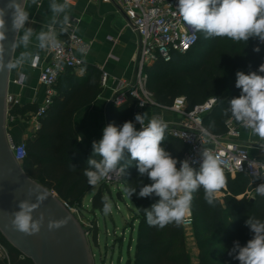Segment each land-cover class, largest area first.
Masks as SVG:
<instances>
[{
	"label": "trees",
	"instance_id": "16d2710c",
	"mask_svg": "<svg viewBox=\"0 0 264 264\" xmlns=\"http://www.w3.org/2000/svg\"><path fill=\"white\" fill-rule=\"evenodd\" d=\"M257 46L260 48L258 53L253 51ZM215 61L219 64L214 65ZM261 63H264V43L256 39L250 38L245 44L227 37L205 39L198 32V40L191 49L175 53L170 61H159L147 67V86L156 102L163 106H170L179 96L186 98L188 109L210 97L218 98L203 118L205 125L213 132L223 135L228 129L226 122L229 119L223 115V111L228 106L227 102L238 97L241 91L235 86L236 73L258 71ZM180 76L191 78L190 83L179 85L177 78ZM67 77L66 84L58 88L53 102L39 117V127L35 133L24 139L26 156L22 166L30 177L55 191L62 200L81 209L84 197L92 187L83 175L87 160L92 155V147L79 140L73 115L77 108L99 92L100 79L94 73L82 78L71 72ZM135 103L136 99L130 98L120 106L112 104L111 122L120 126L125 121H132ZM29 109L34 111L36 107L17 104L12 113L24 115ZM213 124L214 127H211ZM162 146L179 160L188 149L187 144L171 135L168 129ZM71 165L76 167V171L70 170ZM126 172L122 184L124 187L136 188V193L130 198L126 195L132 202L130 209L134 216L133 223L137 225L134 252L133 255L128 253L124 264H240L228 253L234 241L244 246L252 238L245 221L249 216L264 219V198L257 194L254 198L238 196L250 190L255 191V187L264 179H254L255 176L247 173H237L235 176L225 173L227 194L223 198L216 197L212 206L205 202L202 189L195 193L191 218L200 253L199 261L194 263L187 248L184 221L179 227H150L143 209L149 208L159 197H138L140 186L151 181L146 175H139L135 162ZM106 190L110 192V187L101 182L92 197L93 210H102V198L106 196ZM119 195L121 197L122 193ZM4 241L11 253L21 255L5 238ZM16 263L33 264L28 258L16 260Z\"/></svg>",
	"mask_w": 264,
	"mask_h": 264
},
{
	"label": "clouds",
	"instance_id": "9594fccd",
	"mask_svg": "<svg viewBox=\"0 0 264 264\" xmlns=\"http://www.w3.org/2000/svg\"><path fill=\"white\" fill-rule=\"evenodd\" d=\"M42 4L43 0H28L27 5L25 0L0 2V73H22L40 53L62 47L59 37L69 34L73 28L70 0H48L49 19L36 30L30 26L36 21L31 19L27 9L30 6L41 7ZM175 14L194 32L202 33L205 39L227 37L247 44L252 38L264 43V0H178ZM9 21L14 33L13 45L22 51L18 56L6 59L4 42L8 38ZM77 50L82 56L88 53L86 47ZM253 51L258 53L259 46ZM55 67L63 70L59 58ZM259 73H264V63L260 64L258 71L236 73L235 86L241 90L240 95L227 102L223 115L229 118V122L234 121L258 137L264 147V75ZM22 78L27 81L29 75L24 74ZM140 106L143 107V102ZM135 121L140 124V130L131 120L120 126L113 122L103 128L98 141H92V155L83 171L88 185L96 187L113 176L123 177L135 162L139 175H146L151 181L140 186L138 197H159L157 202L143 209L147 224L159 229L168 225L181 226L192 211L195 193L201 189L205 202L214 205L217 193L226 183L223 161L214 149L201 147L199 166L194 168L188 159L179 160L162 146L168 123L161 116L137 113ZM210 126L214 127V124ZM203 134L209 135L207 131ZM70 170L76 171V167L71 165ZM254 179H264V175H256ZM124 191L130 198L136 193V188L125 187ZM255 192L264 198V183L255 187ZM33 194L36 202L22 200L18 203V210L11 214L12 227L26 236L39 234L45 220L43 214L34 219L33 213L48 198V193L30 189L29 195ZM102 205L104 215L112 212L113 204L109 197L102 198ZM69 220L70 217L49 219L47 229L50 232L58 230ZM245 224L252 238L244 246L234 241L228 254L240 264H264V219L249 216Z\"/></svg>",
	"mask_w": 264,
	"mask_h": 264
},
{
	"label": "built area",
	"instance_id": "2783aa9c",
	"mask_svg": "<svg viewBox=\"0 0 264 264\" xmlns=\"http://www.w3.org/2000/svg\"><path fill=\"white\" fill-rule=\"evenodd\" d=\"M119 3L131 26L139 35V49L136 56L135 78L131 81H124L119 86L113 104L120 106L130 98H135L134 118L139 111L147 107L168 108L169 111L175 113L179 117V122L169 125L168 131L187 144L188 149L181 160L188 159L194 168L199 166L200 148L211 147L223 161L224 174L230 173L232 176L237 173H247L252 176L264 175V157L252 156L247 147L237 141L238 124L234 121L229 122L228 119L226 122L228 129L223 135L216 134L205 125L203 117L215 105L216 97H210L192 109L187 108L184 96L176 97L170 106H163L156 102L153 92L147 86L148 73L146 69L148 66L159 61H170L175 53L188 51L198 40V32H194L178 14H175L178 0H119ZM59 39L62 42V47L48 52L49 61L42 64L41 56L37 55L31 65L33 69H39V80L46 88L45 99L34 114L36 129L39 127V117L53 102L56 93L55 85L61 72L66 69H79L84 65V59L77 49L80 47L88 49V44L73 30L69 31L66 38L60 36ZM58 58L62 61V71L55 67ZM24 74L20 73L14 83L23 85ZM107 79L108 73L103 71L102 83L105 84ZM18 102L16 96L8 91L6 98L7 128L17 118L12 113V109ZM142 102L143 107L140 106ZM140 128L141 126L138 130ZM205 131L209 133L208 136L203 134ZM10 142L14 157L22 163L26 156L24 140L17 143ZM256 147L264 149L261 144H257ZM123 177L113 176L102 182L110 187L114 184H121ZM63 203L73 214L78 212V207L70 205L65 200ZM190 224H192L191 213L184 219L185 227ZM0 260L6 264H12L11 252L1 232Z\"/></svg>",
	"mask_w": 264,
	"mask_h": 264
},
{
	"label": "crops",
	"instance_id": "0c3cea01",
	"mask_svg": "<svg viewBox=\"0 0 264 264\" xmlns=\"http://www.w3.org/2000/svg\"><path fill=\"white\" fill-rule=\"evenodd\" d=\"M70 3L73 25L70 30L75 31L88 44V53L86 56H82L84 59L82 68L66 69L61 72L55 85V96L58 94V88L63 83L66 84L67 75L71 72L82 78L91 73L99 77V92L90 101L77 108L73 115V124L78 136H81V140L92 147V141H98L102 137L103 128L107 125L106 109L109 101L114 98L116 91L124 81H131L135 78L139 35L122 11L119 0H70ZM25 4H28V0H25ZM27 10L31 14V19L36 21L30 26L36 30H39L42 24L49 19L48 0H43L41 7L30 6ZM61 37L66 38L67 35H61ZM20 51L22 49L14 48L13 58L18 56ZM39 55L42 64L50 60L48 52ZM103 71L108 73L105 84L101 81ZM20 73L10 72L9 91L18 99V105L35 106L37 109L46 96V88L39 80L40 71L31 66L26 67L22 73L28 74L29 79L23 85L14 83ZM146 112L149 117L161 116L169 125L179 122V117L175 113L162 111L158 107L144 108L139 111V114ZM133 123L138 130L140 124L135 121V118ZM238 129L237 141L246 146L252 156L264 157V149L256 147L257 144H260L259 138L252 136L239 125ZM36 130L31 129L26 123H19L7 128L8 134L16 142L24 140L34 134ZM98 187L99 185L91 187L87 194L89 192L95 194ZM223 188L227 189L226 183ZM22 259L21 255L11 253L12 264H17L16 260ZM0 264L6 263L0 260Z\"/></svg>",
	"mask_w": 264,
	"mask_h": 264
},
{
	"label": "water",
	"instance_id": "95a60500",
	"mask_svg": "<svg viewBox=\"0 0 264 264\" xmlns=\"http://www.w3.org/2000/svg\"><path fill=\"white\" fill-rule=\"evenodd\" d=\"M7 36L4 42L5 58L9 59L13 58L15 48L10 21ZM9 81L10 73H0V232L12 248L24 258L30 259L33 264H93L88 241L79 220L55 191L30 177L23 169L22 163L14 157L10 141L17 142L8 134L6 126V98ZM113 101L114 98L107 105V124L112 123L110 107ZM30 189L44 190L48 193V198L33 213L34 219H38L41 214L45 217L40 233L26 236L12 227L11 214L18 210V203L22 200L36 202L35 194L29 195ZM64 217H70L66 226L52 232L48 231L49 219L60 220ZM90 240L93 246L98 247L97 221L94 222Z\"/></svg>",
	"mask_w": 264,
	"mask_h": 264
},
{
	"label": "rangeland",
	"instance_id": "374dc122",
	"mask_svg": "<svg viewBox=\"0 0 264 264\" xmlns=\"http://www.w3.org/2000/svg\"><path fill=\"white\" fill-rule=\"evenodd\" d=\"M218 64V61L214 62V65ZM190 81L191 78L186 76H180L177 78V83L179 85H187ZM160 109L162 111H169L168 108ZM35 113L36 109L34 111L29 109L24 115H19L10 127L18 125L19 123H26L31 129L33 128L36 130L34 121ZM133 120L134 118L132 121ZM124 189L125 187L121 183L111 185L110 192L106 190V196L110 198L113 204V210L108 215H104L102 210L95 211L91 208V197L94 195L92 192H89L85 196L83 206L81 209H78V212L74 213V216L79 220L81 228L83 229L88 241L93 264H124L128 253L133 255L137 223H133L134 216L130 209L132 202L127 197ZM120 192L122 193L121 197L120 195L118 196ZM226 194L227 189L222 188L217 193V197L223 198ZM255 195L256 192L254 190H250L245 195H239L238 198H243L244 196L247 198H254ZM95 221L98 222L99 227L98 247L93 246L90 240ZM186 242L192 262H198L200 247L192 224L186 225Z\"/></svg>",
	"mask_w": 264,
	"mask_h": 264
}]
</instances>
